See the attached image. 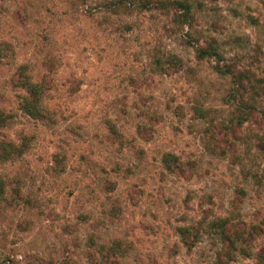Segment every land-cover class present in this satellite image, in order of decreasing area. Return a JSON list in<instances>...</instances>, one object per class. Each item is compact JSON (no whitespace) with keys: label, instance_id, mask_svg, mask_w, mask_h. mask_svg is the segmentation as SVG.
<instances>
[{"label":"rangeland","instance_id":"1","mask_svg":"<svg viewBox=\"0 0 264 264\" xmlns=\"http://www.w3.org/2000/svg\"><path fill=\"white\" fill-rule=\"evenodd\" d=\"M170 1L0 0V264H264V0ZM216 216L246 253L180 244Z\"/></svg>","mask_w":264,"mask_h":264},{"label":"trees","instance_id":"2","mask_svg":"<svg viewBox=\"0 0 264 264\" xmlns=\"http://www.w3.org/2000/svg\"><path fill=\"white\" fill-rule=\"evenodd\" d=\"M167 2L157 1V4L162 7H166ZM169 4L174 8L180 9V11H174V20L176 22L188 23L190 14V5L186 1L173 0ZM197 59H202L206 56H219V52L216 47L211 44L204 46H197L194 49ZM165 62H161L160 68L164 70L163 64L169 63L172 66L180 64V59L175 55H168ZM216 70H223L222 66L216 64ZM21 69V68H20ZM19 69L17 84L25 90V95L20 101V108L30 116H36L38 111V102L43 92V87L40 83L32 82L28 76ZM240 119L237 123H240ZM257 148L264 160V137H260L257 142ZM162 162L166 169L174 170V168L180 169L181 164L176 155L166 152L162 155ZM2 194V187L0 184V197ZM176 233L178 240L182 246L186 249L192 248L203 236L210 237L218 245L217 253L218 259L225 258L229 260L233 254L238 250L239 252H247L245 248L244 230L229 219L228 216H216L210 220H198L193 223L178 225L176 227Z\"/></svg>","mask_w":264,"mask_h":264}]
</instances>
